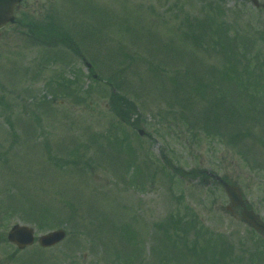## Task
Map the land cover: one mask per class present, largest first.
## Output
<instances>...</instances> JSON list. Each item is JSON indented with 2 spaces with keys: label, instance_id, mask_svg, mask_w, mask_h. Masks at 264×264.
I'll return each instance as SVG.
<instances>
[{
  "label": "rangeland",
  "instance_id": "374dc122",
  "mask_svg": "<svg viewBox=\"0 0 264 264\" xmlns=\"http://www.w3.org/2000/svg\"><path fill=\"white\" fill-rule=\"evenodd\" d=\"M215 1L25 0L0 30V264H264V236L226 210L217 180L237 183L264 219L261 94L219 86L258 107L245 125L231 117L241 107L211 105L208 126L244 132V153L190 129L170 100L180 92L170 78L189 69L219 83L232 67L219 49L231 76L245 68L264 81V10ZM17 223L67 237L20 250L7 239Z\"/></svg>",
  "mask_w": 264,
  "mask_h": 264
},
{
  "label": "trees",
  "instance_id": "16d2710c",
  "mask_svg": "<svg viewBox=\"0 0 264 264\" xmlns=\"http://www.w3.org/2000/svg\"><path fill=\"white\" fill-rule=\"evenodd\" d=\"M219 1L220 0H216L215 2H219ZM205 20H207V18ZM225 32H227V29L225 30L217 29L216 36L223 34ZM216 44L222 46L221 43L216 42ZM225 47L226 46L224 45V48ZM219 52H221V54L224 56V60H226V62L228 61L227 63L232 64V67H225L223 73L221 71L219 72L221 74V79L219 83L216 78V75L215 77L208 78V77L202 76V74H200L197 70L193 71L192 69H189L185 71L186 75L183 79L182 77H180L179 74H176L170 78V82L173 88L175 90H180V92H178L176 95H172L170 97V100L173 103H177V105L184 107L183 112L179 115V117L183 122H186L188 124L190 129L195 128V125H199L201 126V129L204 130V132H207L210 135L221 134V137H227V140L231 137L234 139L236 146L239 147V151L241 152L242 150L244 153L245 150L249 151V149L253 147V144H248V142L246 143L245 146H243L241 142L239 143L240 140L238 137L240 135H244V132L242 131L239 132V129H238L232 133L230 130L224 129V127L226 126L223 127V125L219 123H216V124L211 123L208 126L209 122L211 121L212 116H214L215 114L213 112L211 105L214 103L215 110L218 107L221 108V105H222V108L220 111L222 112L225 111L226 113H230L229 110L231 107L232 108L241 107L242 109L241 110L238 109L236 113L231 114V117L235 124L238 125V123H241L242 125H245V123L249 120L250 115L252 113V109H251L252 106L255 107L256 110L258 109V107L251 105V104L244 103V102L242 105L236 106L232 100L238 101V98H235L233 95H230L231 98H229V93H225L223 91V87H219V86L222 85L224 81H231V82L234 81L233 83L235 85L239 86L241 84L247 90H248V87H250L251 85H255V90H257V92L261 94L259 96V100L262 102V105L264 106V81L262 80L261 76L259 75L254 76L252 73L254 72L253 70L251 69L246 70L245 68H244L245 78L240 77L239 73L236 76L235 75L231 76V71L233 73L236 72L235 70L236 64L231 61V57L228 58V54H224L222 50L220 49H219ZM245 67L249 68L247 64L245 65ZM235 79L237 81H235ZM218 94L219 95L226 94V97L222 96V98H219L220 96ZM193 96H196L199 99H203L206 103H208L210 110L204 113H197L196 111H194L193 104L191 103V98ZM228 98L230 100H227ZM185 102L186 103L189 102V104L184 105ZM261 111L263 112L264 110H261ZM193 112L195 116L193 115ZM190 117H193V120H190ZM209 130H212V131H209ZM223 130L224 132L220 133V131H223Z\"/></svg>",
  "mask_w": 264,
  "mask_h": 264
},
{
  "label": "water",
  "instance_id": "95a60500",
  "mask_svg": "<svg viewBox=\"0 0 264 264\" xmlns=\"http://www.w3.org/2000/svg\"><path fill=\"white\" fill-rule=\"evenodd\" d=\"M21 1L22 0H0V29L8 23L15 21V8ZM251 2L255 7H262L264 9V3H261L259 0H251ZM140 133L143 134V131ZM224 187L231 201V205L227 207V210H231L233 207L242 206V217L244 221L257 231L264 233V221L258 214L255 213L254 209L249 208L246 205V201L240 187L236 184L228 182L224 184ZM65 236L66 233L64 230H57L46 235H42L39 238V241L42 246H51L60 242L65 238ZM8 238L20 249H23L34 243V229L26 225L17 224L10 230Z\"/></svg>",
  "mask_w": 264,
  "mask_h": 264
}]
</instances>
